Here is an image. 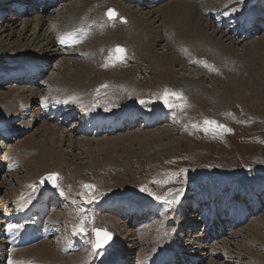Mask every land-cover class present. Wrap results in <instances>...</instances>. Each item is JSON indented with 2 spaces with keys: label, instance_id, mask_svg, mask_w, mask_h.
<instances>
[{
  "label": "rangeland",
  "instance_id": "rangeland-1",
  "mask_svg": "<svg viewBox=\"0 0 264 264\" xmlns=\"http://www.w3.org/2000/svg\"><path fill=\"white\" fill-rule=\"evenodd\" d=\"M174 1L180 0L144 2L143 4L136 2L125 4L120 1L121 8L111 7L109 10H115L116 18H123L124 21L121 22L126 24L114 27L106 23L104 30H96L91 33L88 41L76 46L71 54L63 55L62 51L55 54L54 51H57L55 47L51 50L50 56L44 58L47 66L42 81L47 84L42 85V82V87H35L37 98L44 87L43 95H50L46 89L50 84L55 83V79L60 78L59 74L63 69L59 66L64 61H68L69 70H71L74 67V61H81L88 57L87 61L90 63L92 71L87 80L90 83V79H92V82L87 85L88 88L75 94L85 101L82 103L88 104L91 111L108 112L124 108L151 112L165 109L170 113V116L166 122L151 128L143 129L140 126H135L111 136L101 135L97 138H87L89 141L87 144L81 142L85 139L82 135L66 133L67 129L62 125L57 126L38 117L34 123L30 124L29 128H24L26 130L24 133L11 137L4 142V145L0 143V146H4L3 149L0 147V154L6 155V151L10 147L14 148L27 137L34 136L35 139L37 137V142L41 141L44 139V135L40 132V127L45 124L59 131L63 140L60 144L57 142L54 147L60 154L64 153V158L68 161L63 164L62 171L48 169L46 172L43 171L44 173L38 176L35 181L31 179L30 183L24 180L28 171L22 168V164L15 174L16 176H9L11 172L4 178L0 175V219L2 221L0 240L2 242L3 236L6 234V225L9 220H12L7 216H12L16 206L13 200L25 202L26 199H29L31 201L40 189L39 178L45 174L54 173L57 174L59 188L63 189V194L59 191L62 202L61 207L57 209L52 207L51 215L47 217L50 221L51 216L57 220L56 234L53 238L43 242H47L58 254L78 236L82 243L86 242V246L81 250L82 255L79 254L80 258L78 259L81 260L88 253L92 256L93 251L90 247L92 246L93 228L105 229L112 233L111 246L115 247L110 248L112 250L110 254H121L120 249L118 250L120 241L117 239L118 227L120 232H126L128 229L134 232L132 238L136 245L133 246L135 248L130 254V260L134 256L138 257L143 251L147 255H152L156 251L153 250L154 247H145L142 244L147 243L152 237H158V245H160L164 239L168 240L169 235L175 237L177 234H183V237L178 240L182 243L181 247L187 249L184 247L187 246L185 245L187 243L191 244L189 245L191 251H197L199 244L205 245L201 252L203 257H196L199 258V262L197 261L196 264H264V24H258L259 30L252 32L249 37L243 38L242 35H236L235 31H231L225 25L226 23L223 24V27L216 26V22L213 20L214 16L210 18L206 16L207 12L210 15L214 11L218 13L223 11L225 14H222L221 17L224 19L229 15L238 17L244 11L258 6L261 0H212L214 5L211 7L213 8H207L206 12H203L205 10L203 6V10L199 12L204 19L201 26L208 25L205 31L209 38L216 43L204 40L199 35H187V28L183 23L177 21V16L171 22L168 21V24H162V19L165 16H162L161 13ZM185 1L199 5L203 0L198 3L191 0ZM252 1L257 3L250 7ZM79 2L82 0H67L60 4V11L49 10L48 15L44 12L34 14L30 12L27 13L28 15L26 13L7 14L4 19L0 20V28L6 29L4 33L0 34V41H2L3 47L4 45L6 47L1 50H8L7 54H2L8 58L5 63L0 59L1 66L10 68L20 55H41V46L38 44V47H35L32 44L34 33H38L36 24H33L39 17L38 15L43 14L42 18L46 17L47 20L52 21L64 13L65 7ZM95 8L94 4L86 12L81 13L79 22L76 19V22L70 20V23L68 21L72 17L67 19L66 22L71 26L68 29H73L75 23L77 24L75 27L83 24H91L92 27H95L96 23L100 22L95 18L107 19L109 17L107 15L109 10L97 13V10L100 9L97 7L95 11ZM122 8L130 9L131 12L137 11L136 15L140 22L143 20L142 25L132 22L129 13L122 14L120 12ZM249 12L254 13L253 11ZM103 13L105 15H102ZM218 13L219 16L220 13ZM12 17L13 20L10 21L9 19ZM91 18L93 19L90 20ZM25 21H31L26 28L23 25ZM5 25H9V27L6 28ZM11 25L13 27H10ZM49 25L48 22L43 26L39 33L41 37L39 41L44 42V37L50 33L51 37L54 36L53 41H55L63 31V29ZM210 25H213L218 31H222L226 37L214 34ZM150 27L154 28L153 31L158 29L159 33L158 37H156L157 35L149 36L152 41L149 38L147 42L145 31ZM10 28L14 29V36L9 32ZM236 31L239 33V29L236 28ZM8 33L11 35L10 37H7ZM96 35L98 39L93 38ZM156 38L160 40H155ZM151 46H153V54H150ZM230 47L234 54L226 51V48ZM117 48L125 50L123 59H117L119 55L115 51ZM168 53L180 58L173 64L170 72L158 65L157 61V58ZM40 59L30 57L27 62H37ZM185 70L191 73L190 77L194 79H192L193 81L189 79L186 81L184 76H187V71ZM196 81L198 82L196 83ZM9 82L13 83L10 80L1 83L0 94H7L13 88V86L10 88ZM27 88L30 87L22 84L13 89L26 91ZM165 90L179 92L184 99L180 101L169 97V102L177 105L170 108L163 102ZM18 94L20 93L16 92L15 96ZM140 101H144V103H140ZM164 105L165 108H163ZM27 108V111L24 110L23 113L24 118L19 117L24 123L28 120L34 121L33 117L29 115L33 114L35 108L37 109L35 103ZM2 117V120L15 119L4 115ZM206 119L215 120L231 131L218 129L205 131L207 126L204 121ZM16 123L19 124V122ZM135 135H141L140 140L143 144L133 142ZM127 137L132 140L131 145L127 141ZM108 138L115 143L116 148L111 149L109 146L101 148L103 144L101 141ZM21 154L23 153H18V157H23ZM9 157L13 159L12 161L17 160L15 156L9 155ZM0 163H3L1 158ZM77 166L79 171L75 170ZM17 181L25 183H23V187L26 188L24 192L7 195L10 192L7 184L15 183L16 185ZM84 185L94 186V196L85 193ZM141 188H145L147 191H141ZM232 189L235 190V195L229 200L228 194ZM210 190L211 194H214L215 191L216 194L218 192L219 195L222 194L223 196H220L219 199H226L224 205L229 203V209L232 208L234 211L241 210V207L246 206L247 200L249 203L251 202V196L247 195L243 199L241 192L251 193L255 190L256 194L261 193L257 195L260 206L255 209V212L257 211L258 214H251L244 224L233 229L222 221L221 232L217 231L218 235L207 243L203 240L205 237L202 235V228H199L197 213L193 212L197 205L193 204L192 199L195 197L198 199V196L204 193L208 194ZM257 191L259 192L257 193ZM169 193L178 197L176 202L168 204L164 200L155 199V196L171 199ZM202 198L207 199L206 194ZM110 201L128 202L140 208L149 206L141 209L146 208V213L152 214L155 220L151 224L144 220L141 224L133 225L132 222H128L117 214H100L97 207H102ZM153 204H157L159 210L151 208L150 206ZM206 210L208 211L207 208ZM189 213H191L190 217H193L194 222H198V224L192 227H189V224H184V228L177 229L176 235L173 234V228L168 226L171 223H167V221L174 220L173 222L176 224H181L183 216L188 218ZM231 216L234 217L232 214ZM85 219L87 220L85 231L81 232L79 226ZM159 232H161L160 237ZM254 232L259 235V239L256 241L251 239V234ZM185 234L186 236H184ZM196 234H198L197 237H195ZM196 238L200 239L199 244ZM187 239L191 242H186ZM128 244L130 243L128 242ZM5 252L6 250H3L2 247V253ZM62 252L63 250L60 256H63ZM98 260H101L99 256ZM86 261L83 259V261L73 264H85ZM13 262L23 263L18 260ZM34 262H30V264H36Z\"/></svg>",
  "mask_w": 264,
  "mask_h": 264
},
{
  "label": "bare ground",
  "instance_id": "bare-ground-1",
  "mask_svg": "<svg viewBox=\"0 0 264 264\" xmlns=\"http://www.w3.org/2000/svg\"><path fill=\"white\" fill-rule=\"evenodd\" d=\"M201 1L202 0L192 1V2L198 3V2H201ZM9 3H10V5H8ZM14 3H15V0H0V17H1V19H3V14L5 13V11L8 10ZM80 3H82V4H80ZM19 4L26 5L27 8L30 5L28 0H22V1H20ZM94 4L96 5V8L98 7L100 9L99 11L97 10V13H102V12H105V11L107 12V10H109V8H111V7H113V8H121V5H122V3L119 0H82V2H79L77 4H73L70 7H68V6L65 7L64 8V13H62V15H59L58 18L52 19V21L51 20H47L46 17L42 18L41 16L43 14L42 15H38L39 17L37 16L38 18L35 20V23H33V20H31L32 23L36 24V26L38 28V31H37L38 33H36V34L34 33L35 36H34V39L32 41V44L35 45V47H38V44H39V46H41L40 51H42V52H41V55H39V56H36V55H32V56L20 55L14 60V62L12 63L13 65H11L10 68H6L4 66H1V64H0V73H2V74H0V78H3L5 76H10L11 77V75L19 77L18 80H15L14 82L12 81L13 83H11V84L9 82L10 88L12 86H13V88L15 86H21L22 84H24V86L27 85L28 87H30V88H27L26 91H24V90L20 91L18 89H13L12 88L9 92H7V94H5V93L4 94H2V93L0 94V120H1V118H3L2 117L3 115L4 116H9V117H14L15 119L4 120L9 125H11L13 120L18 119L21 115H23L25 108L28 109L27 107L32 105V104H34L36 102V100L38 99L37 95L35 94L36 90H37V89H35V87L41 86L42 82H43L42 85L43 84H47V82L42 81V78L44 77V74H46L45 73L46 69H42L41 67H44V66L46 67L47 66L46 65V60H44V58L45 59L48 58V56H50V54H51L50 53L51 50L54 49L55 47L57 49L56 52L54 51L55 54L58 53L59 49L56 46V44H57L56 40L53 41L54 36L51 37V33L48 34V35L46 34L47 36L44 37V42L39 41L41 39V37L39 36V33L41 32L43 26H45V24H47L49 22L50 23V25H49L50 27H55L56 26L57 28L63 29V31H61L60 33L64 34V33H66L69 30L68 28H71L70 24H68L66 22V20L72 17L71 19H69L68 22H70V20H75V22H76V19H78L77 22H79V16L81 15V13L86 12V10L88 8H90V6H92ZM6 5H8L9 7H7ZM212 5H214V2L212 0H203L199 5L191 3L189 1H185V0L174 1L171 5L168 6V8L166 7V9L163 10L164 11L163 13H161L162 16L163 15L165 16V18L162 19L161 23L162 24H168L169 23L168 21L171 22L173 20V18L174 17L176 18V16H177V18H178L177 21L183 23V25L187 28V31H188L187 35H189V36H192V35L197 36V35H199L204 40H208L209 42L212 43L214 40L209 38L208 34L205 31V29L207 28L208 25L206 24L203 27L201 26V24L203 23L204 19H203V17L200 16L201 13H199L200 10H203V6H204V9H205L203 12H206V11H208L206 9L207 8L209 9ZM96 8L94 9L95 11H96ZM212 8L213 7H211L210 9H212ZM260 8H261L262 11H257V12H254V13L247 12L248 14L247 13L244 14L242 20L245 21V24H246L245 28L247 30L252 28V32H254V31L256 32L257 30H259L258 24H262V25L264 24V12H263L264 11V3H263V5L260 6ZM29 11L30 10H26V12H25L26 15L29 14ZM120 12H122V14L125 13V12L129 13V17L131 16L132 22H134L136 24H139L140 26L142 25V21L143 20L140 22V20L138 18V15H136L137 11L136 12H131L130 9L126 10V9L122 8L120 10ZM44 13L46 15H48L50 12H49V10L48 11L44 10ZM97 13H96V15H98ZM246 14H247V16H245ZM12 15H15V14H12ZM102 15H105V13H103ZM252 15L254 16V19L249 23V18L252 17ZM9 20L12 21L13 17L11 19H9ZM121 20L124 21L123 18H121ZM31 21H25L24 24H23L24 28H26L28 26V24H30L29 22H31ZM72 22L75 23L74 21H72ZM76 25L77 24L75 23V26ZM222 25H223V21H221L219 23H216V26H222ZM75 26H73V27L75 28ZM210 26H211L210 28L213 29V33L214 34L216 33V35L220 34L221 36H224L223 35L224 33L222 31H218L216 28L213 27V25H210ZM4 27L8 28L9 25L8 26L5 25ZM10 27H13V25H11ZM153 29H151V27H150V29L145 31V34L147 36V42L149 41V38H150L149 36H151V35L152 36H156L159 33L158 29L156 31H153ZM5 31H6V29H3V27L0 28V34L4 33ZM51 31L52 30H50V32ZM9 32L11 33L12 36H14V34H15L14 29L12 30V28H10ZM52 33H53V31H52ZM61 34H60V36H61ZM11 35L9 34V35H7V37L8 36L10 37ZM156 37H158V35ZM224 37H226V36H224ZM93 38L98 39L97 35H96V37L94 36ZM150 39H151L150 41H152V38H150ZM164 39H165V37H164ZM231 39H232V37H231ZM155 40H160V39L156 38ZM92 41L95 42V43L97 42L95 40H92ZM165 41H166V39H165ZM4 47H5V45H4ZM4 47H3L2 41H0V59L3 60V63H5L7 58H8V57L2 56V54H4V53L7 54V52H8V50H3V51L1 50V48L3 49ZM231 47L230 48H226V51L228 53H233L234 54L233 49ZM152 48H153V46H151V48H150V54H153V49ZM30 57L41 58V59L39 61H37V62H32V61H28L27 62V59H30ZM87 59H89V58L87 57L86 59H84V58L81 59V61H78V60L74 61L73 62L74 63V67L71 70H69L70 66L68 65V61H64V63L59 66V67H61L63 69L62 72L59 74L60 78L55 79V81H54L55 83L53 85H51L49 83V81H48V83L50 84L48 86L49 92L53 91L51 93L53 98H58L59 96H63V98L66 99V97L67 98L72 97L74 99L72 104H77L78 107H79V105H81V108H79V109L82 110L84 113H88L87 106L83 105V103H82V102H85V101H83V99L80 96L76 95L75 93L78 94L82 89L88 88L87 85L91 84V82H92V79H90V83H88L89 80H87V78H89V75L91 74V71H92L91 67H90V63H88ZM177 59H180V58H178V56H176V55H172L171 53H168V54H165L164 56H162L160 58H157V61L159 62L158 65H161L164 70H167L168 72H170L171 68L173 67V64L175 62H177L176 61ZM26 64H29V66H33V68H32V70L27 71V74L29 76V80L28 81H23L22 79L26 78V76H25L26 73H25V70H24L26 68V66H25ZM36 64H37V66H35ZM39 64H41V66H39ZM185 71H187V70H185ZM190 74L191 73L189 71H187V76H184L186 78V81H187V79H189L191 81L194 80L192 77H190ZM197 82L198 81H196V83ZM1 83H4V82L0 81V86H1ZM16 92H18L20 94L15 96ZM86 105H88V104H86ZM35 107H37V106H35ZM25 111H27V110H25ZM34 113H37V114H34ZM91 114L94 115V114H98V113H91ZM29 116L33 117L34 121H31V120L29 121L28 120L27 122L24 123V121H22V119H20V118L18 119L19 128L17 130L20 133H22L21 131H23L24 128L25 129L29 128L30 124L34 123L36 118L41 117L39 110L36 109V108H35V111L33 112V114H31ZM28 117H26V118H28ZM66 131H67L66 133L74 132L73 130H70V131L66 130ZM40 132L43 133V135H44V137H43L44 139L43 140L37 142L36 141L37 137H36V139H35L34 136L27 137L26 139L21 141L20 144L14 146V148L10 147V149H8V151H6L7 153L5 152L7 157H9V155L15 156V158L20 163V165L22 164V168H24V169H26L28 171V173L26 174V177L24 178V180L26 182H29V183H30L31 179H33V181H35L38 178V176H40L44 172L48 171V169L52 168V169H57V170L62 171L63 164L68 163L66 158H64V153H63V155L60 154V152H57L56 148L54 147L57 142L60 144V143H62V140H63L61 135H59V131L56 128H54V127H48L45 124H42V126L40 127ZM111 135H113V134H111ZM107 136H109V135H107ZM140 136L141 135H135L133 137V139H134L133 142H138L139 144H141V143L143 144V142H141V140H140ZM84 138L85 139H83V141H81V142H85V144L89 143V141H88L89 138L87 139L86 136ZM126 139L131 145L132 140L130 139V137H127ZM101 142L103 143L101 148L105 147V146H109L111 149L116 148L115 147V143L113 141H110L109 138L108 139H104ZM1 144L4 145V143H2V140H1ZM0 147H1V149H3L4 146H0ZM112 151H114V150H112ZM18 153H23V154H21V156L23 155V157H18V155H17ZM0 156H1V154H0ZM75 170L79 171L80 169L77 166V167H75ZM18 171L19 170L15 169V171L13 172V170H12V172L9 174V176H16L15 174H17ZM23 183H21L19 181H17L16 185H15V183L14 184L8 183L7 186H8V190L10 192L7 195L14 194L15 192H17V193L24 192V189H26V188L23 187L24 186ZM216 187H217V185H216ZM216 191H215L214 194H211V190H210L208 192V194L206 193V198L212 200V199L218 197L219 196V194H218L219 192L216 194ZM219 191H221V190H219ZM231 191H233L232 194H231ZM55 192L57 193V195L59 197H61V195L59 194L58 191H53V192H48V193H55ZM258 192L259 191H257V193ZM241 194H242L241 197L243 199H244L245 196L250 195L251 196V202L249 203V205L250 204L253 205L254 209H258L259 208L260 201H259V198H258L257 195L261 194V193L256 194V191L253 190L251 193L241 192ZM234 195H235V190H233V189L230 190L229 194H228V199L230 200V198H232ZM47 197H48L47 195L42 194V196H40L41 199L36 198V200H38V201H36V203L48 201L49 198H47ZM51 201L54 202V198H51ZM13 202L19 207L21 205L29 204L30 201H29V199H26L25 202H21V200H13ZM19 202H21V203L19 204ZM192 202H193L194 205H200V200L196 199V197L194 199H192ZM156 205L157 204H153L150 207L158 209ZM132 207L137 209L138 213H139V210H142L139 206H134V204H132ZM158 207H159V205H158ZM242 209H245V208H241V210L239 209L237 211L236 210L234 211L232 208H230V213L232 215H234L235 219H239L240 217H243L245 215V213H244V211ZM155 212H156V210H155ZM40 213H42V212H40ZM190 214L191 213H189V215H187L188 218L183 216V220H182L181 224H176V222H174V226L173 227H175V228L177 227L178 229H180V228H184V224H189L188 225L189 227L190 226L192 227L193 225L194 226L197 225L198 222L195 223L194 220H193V217L192 216L190 217ZM49 215H51V208H50V213L48 214V216ZM112 217H113V215H112ZM50 218H51V222H55V224H57L56 223L57 220L53 219L52 216ZM194 218H197V217H194ZM137 219H138V217H136L135 220H137ZM46 220H47V218H46ZM245 221H247V219ZM112 222H115V220H112ZM1 223H2V221L0 219V227H1ZM130 223H131V221H130ZM213 225H215V222H213ZM116 227H117V225H116ZM117 229H118V231L116 230L117 231V236H118L117 239H118V241L120 240L119 241L118 250L120 249L119 252H121V254L118 253L119 257L115 258L114 260L111 258L110 261L113 260L112 263L117 264L119 262L120 258H125L127 260V263H129L130 262V254L133 252V250L135 248L133 246L136 245V243L134 244V241H133L134 239L132 238V237H134V232L131 229H128V231H126V232L125 231H123V232L121 231L120 232L118 227H117ZM181 231H184V230H181ZM217 231L221 232V229L219 230L217 228L215 230V234L216 235L218 234ZM160 233L161 232H159V234H158L159 237H160ZM209 233L210 232H207V234H209ZM188 234H189V232L187 230V237H188ZM202 235L204 236V233H202ZM140 236H141V238H143L142 235H140ZM161 236H162V234H161ZM184 236H186V234ZM197 236H198V234L195 235V237H197ZM209 236H211V234H209ZM209 236H204L205 239H203V240L206 242V240H208L207 238ZM181 237H183V234H177V236H175V237H174V235H171V237L169 236V240L166 243L165 249L170 251V248H172V246L174 244V247L178 250V253H180V252L183 253L184 251H188V254L193 256V257H201V256L203 257V254H201V252L203 251V248L205 247V245L202 244L203 245L202 246L201 244H199L200 243L199 242L200 239L197 240V238H196L197 243L199 244L198 247L196 246L197 247V251H194V250L191 251V249L189 248V245H191V244H187V243L185 244L187 246H184V247H187V249L181 247L182 243H180L178 241V240H180L179 238H181ZM162 238H164V237L162 236ZM49 239L50 238H48L46 240L39 241V242L27 247L24 250H16L14 255L12 256V261H15V260H18L20 262H25L26 261L28 264L30 262L32 263L33 261H35L36 264H58V263L59 264H73V263H77L79 261L81 262V260L83 259V258H81V260L78 259V258H80L79 254L78 255L76 254V256H73L75 254H70V255L66 256L67 258H64L63 256H65V255H63V252H62L63 256H60V254H58V252L54 248L50 247L47 242H43V241H47ZM251 239H252V241H256V240L259 239V235L257 234V232H254V233L251 234ZM112 240H113V235L111 237V241ZM1 242L2 241L0 240V246H1ZM128 242L130 244L132 243V245L128 244ZM186 242L190 243L191 240L187 239ZM207 243H209V242H207ZM247 243H250V242H247ZM142 244L145 247L146 246L147 247H149V246L154 247V249L156 251L152 255H147V253L145 251H143L142 254L138 255V258H139L140 262H147L151 257L155 256L159 252L158 247H157L158 246V237H152L147 243H142ZM110 246H111V244H110ZM113 246L109 247V249L110 248L112 249ZM18 251H20V252H18ZM63 251H67V250L64 249ZM1 252H2V247H0V255H1ZM170 252L175 254L172 251H170ZM68 256H71V257H68ZM260 259H262V258L260 257ZM62 261H63V263H62ZM197 261L199 262V258H197Z\"/></svg>",
  "mask_w": 264,
  "mask_h": 264
},
{
  "label": "snow or ice",
  "instance_id": "snow-or-ice-1",
  "mask_svg": "<svg viewBox=\"0 0 264 264\" xmlns=\"http://www.w3.org/2000/svg\"><path fill=\"white\" fill-rule=\"evenodd\" d=\"M107 15L109 16V18H115L117 16L116 12L112 9H110L108 11ZM66 42H73L74 43L76 41H75L74 37L71 34H69V35H66V36L60 38L61 44H65ZM115 51H116V53L119 54L117 56V59H123V54H124L125 50L122 48H117ZM169 97H174V98H176V100H180V101H182L184 99L182 94L179 92H169L168 90H165L163 93V102L166 106H168L170 108L175 107L177 105L170 103ZM140 103H144V101H140ZM204 124L207 126L204 129L205 131H209L210 129H212V130L218 129V130H222V131H231L230 129H227L224 125L218 124L215 120H207L206 119L204 121ZM44 179L47 182L51 183L54 187L59 189V185L57 184V174H50L47 177H45ZM84 189H85V193L92 194L94 196V186L84 185ZM141 191H147V189L141 188ZM60 193L63 194V189H60ZM149 194L151 195V193H149ZM168 195L171 196V199H166V198L160 197V196H155V199L158 201L164 200L168 204H172V203L177 201V199H178L177 196H173L171 193H169ZM86 222H87L86 219L81 222V224L79 226V230L81 232L85 231ZM92 232L95 235V241L92 244L94 251L103 248L106 244H108L109 240L111 239V234L108 233L106 230L93 228Z\"/></svg>",
  "mask_w": 264,
  "mask_h": 264
},
{
  "label": "water",
  "instance_id": "water-1",
  "mask_svg": "<svg viewBox=\"0 0 264 264\" xmlns=\"http://www.w3.org/2000/svg\"><path fill=\"white\" fill-rule=\"evenodd\" d=\"M50 175V174H49ZM48 175H45V176H43L41 179H40V183L43 185V187H45V188H53L54 186L51 184V183H49V182H47L44 178L45 177H47ZM109 233V232H108ZM112 237V236H111ZM111 240V239H110ZM109 240V241H110ZM109 243V242H108ZM107 245V244H106Z\"/></svg>",
  "mask_w": 264,
  "mask_h": 264
}]
</instances>
